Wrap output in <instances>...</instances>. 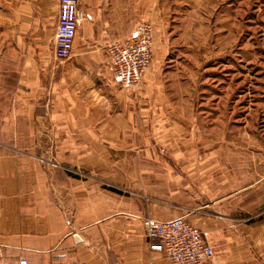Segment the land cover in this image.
<instances>
[{"label": "rangeland", "instance_id": "374dc122", "mask_svg": "<svg viewBox=\"0 0 264 264\" xmlns=\"http://www.w3.org/2000/svg\"><path fill=\"white\" fill-rule=\"evenodd\" d=\"M141 16L154 43L138 87L111 83L105 52L94 61L104 70L95 84L111 87L105 122H75L70 101L48 100L44 69L75 65L52 56L53 39L37 42L15 26L12 45L0 42V214H31L66 233L76 223L142 228L153 192L173 196L182 184L197 194L212 182L204 163L215 147L243 155L264 147V0H141ZM27 50L43 74L34 87L47 91L23 97L17 56ZM191 214L210 236L212 218Z\"/></svg>", "mask_w": 264, "mask_h": 264}, {"label": "crops", "instance_id": "0c3cea01", "mask_svg": "<svg viewBox=\"0 0 264 264\" xmlns=\"http://www.w3.org/2000/svg\"><path fill=\"white\" fill-rule=\"evenodd\" d=\"M79 2L82 17L70 55L75 65L44 69V75L49 76L48 100L64 108L63 101H70L75 122H105L110 109L107 91L111 87H107L108 82L95 84V75L104 74V70L93 64L105 52L107 74L115 85L106 46L126 41L134 33L142 20L141 0ZM58 5L59 0H0V42L6 47L12 45L15 26L28 35L31 32L37 42L54 40ZM5 54L6 59L14 58L11 51ZM51 54L55 58L53 48ZM18 55L21 65L17 74L23 97L31 91H47L42 85L34 87L43 74L30 67V50ZM10 70L14 71L12 67ZM95 98L99 101L96 106ZM97 107L101 114H96L102 116L96 119ZM204 164L213 168L212 182H199L204 189L197 194L182 184L184 189L173 196L169 189L153 192L156 206L147 217H185L188 221L192 210H196L198 214L194 215L199 219L213 220L212 231L207 233L210 236H204L215 251L213 264H264V147L247 149L245 155L234 154L232 149L222 153L215 147L213 163ZM30 215L0 214V264H21L23 260L26 264H169L163 254L149 249L144 227L127 228L124 222L116 228L104 223L87 227L76 223L78 228L66 233L60 224L49 228Z\"/></svg>", "mask_w": 264, "mask_h": 264}, {"label": "built area", "instance_id": "2783aa9c", "mask_svg": "<svg viewBox=\"0 0 264 264\" xmlns=\"http://www.w3.org/2000/svg\"><path fill=\"white\" fill-rule=\"evenodd\" d=\"M79 0H59L53 40L56 59L69 57L81 22ZM154 29L141 22L126 41H113L106 46L114 83L138 87L151 63ZM145 234L151 251L163 254L169 264H213L215 251L199 228L185 217L171 219L146 218ZM26 264V261H21Z\"/></svg>", "mask_w": 264, "mask_h": 264}, {"label": "trees", "instance_id": "16d2710c", "mask_svg": "<svg viewBox=\"0 0 264 264\" xmlns=\"http://www.w3.org/2000/svg\"><path fill=\"white\" fill-rule=\"evenodd\" d=\"M112 191H115V192H118V193H121V192H119L118 190H115V189H113V188H110Z\"/></svg>", "mask_w": 264, "mask_h": 264}]
</instances>
